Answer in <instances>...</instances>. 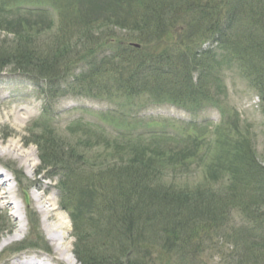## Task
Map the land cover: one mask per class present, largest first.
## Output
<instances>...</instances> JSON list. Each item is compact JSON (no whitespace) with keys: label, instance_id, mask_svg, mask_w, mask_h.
Wrapping results in <instances>:
<instances>
[{"label":"trees","instance_id":"trees-1","mask_svg":"<svg viewBox=\"0 0 264 264\" xmlns=\"http://www.w3.org/2000/svg\"><path fill=\"white\" fill-rule=\"evenodd\" d=\"M78 1L83 3L86 0ZM109 1L115 3L114 12L121 13L119 16L112 15L115 25L127 28L130 39L135 38L142 43V47L131 44L120 48V42H123L120 41V47L110 48L113 52L110 56L104 55L103 49L93 53L95 41L90 33L82 44L85 48L92 44L87 55L89 57L90 54V59L85 57L82 61L81 69L85 71L81 70L69 79L64 88L65 75L71 70L72 62L67 55L71 53L70 46L58 38L56 47L46 45L35 48L37 37L31 34L34 24L25 27L33 12L38 15L46 13L50 17L55 7L33 6L30 9L18 6L14 10L19 12L21 19L15 20L7 17L14 5L4 8L5 0H0V29L14 32L17 40L13 47L5 44L0 47V71L15 64L16 70L42 83L41 92L52 98L65 90L80 94L96 88L107 93L115 89L122 90L121 94L126 98L144 93L157 99L166 96L180 107L194 110L206 108L209 104L218 106L219 101L209 93V83L220 80L219 67L230 65L240 69L264 104V0ZM107 2L87 0L86 3L109 6ZM24 8L30 11L22 14ZM41 20L46 22V28L54 25L51 17L50 20ZM77 31L74 28V32ZM174 38L177 40L174 41ZM198 40H210L215 46L196 51L194 46ZM114 58L119 63L111 65ZM112 81H115L116 87L111 85ZM46 109L45 119L48 117ZM205 122L206 126L213 124L211 120ZM135 125L129 131H116L114 128L111 131L117 134V138L134 137L135 131L132 130ZM188 125L194 130L200 127H192L199 125L197 123ZM91 126L94 127L93 122ZM106 129L110 131L108 127ZM105 130V135L109 134ZM48 133L45 129L36 142L42 151L41 167L43 171L49 170L52 175L60 177V198L63 208L69 209L65 200H73L70 196L75 188L71 179L75 167H71L68 160H59L55 152L60 146L53 138L47 137ZM238 136H241L238 140L227 139L221 143L225 150L218 155L219 160L208 172L206 182L191 190L176 186L164 188L155 186L153 182L142 185L140 180H145V177L141 175L148 176L150 166L153 174L157 167L152 159L140 156L130 158L127 167L117 169V172L111 167L110 176L101 172L100 177L103 182L106 181L108 188L118 189L119 199L115 195L102 201L104 199L99 196L105 197L102 188L106 186L96 187L87 180V185L80 191L97 203L98 210L90 214L98 212V219L91 238L79 228L78 215L70 210L74 219L77 259L82 264H178V260L180 264H195L204 254V244L208 242L215 245L211 249L230 245V253L237 264H262L264 156L262 160L258 157L251 136L245 133ZM117 138L107 141L110 144L114 141L120 146ZM170 139L174 144L181 145L183 153L189 154L194 150V142L198 144L201 141V138L192 136L184 139L181 135ZM185 142H189V147H185ZM212 144L210 142L207 148ZM137 161L144 166L136 168ZM121 172L125 173L126 179ZM136 175L137 178H134ZM102 207H105L106 213H100ZM237 217L243 222L239 226L236 225ZM147 236L153 240L150 242ZM159 239L163 243L162 250L155 247ZM23 248L26 247L17 250ZM173 254L176 262H166Z\"/></svg>","mask_w":264,"mask_h":264},{"label":"rangeland","instance_id":"rangeland-1","mask_svg":"<svg viewBox=\"0 0 264 264\" xmlns=\"http://www.w3.org/2000/svg\"><path fill=\"white\" fill-rule=\"evenodd\" d=\"M86 2L87 0L83 3L78 0H5L3 5L4 8L14 5L7 17H13L15 20L21 19L18 17L19 12L14 10L18 6H27L30 9L33 6L55 7L50 15L54 22L51 28H46V22L41 20L42 18L50 20L48 14L38 15L36 12L30 15L33 17L25 23V27L34 24L31 34L37 37L35 48H43L46 45L56 47V44L59 43L58 38L70 46L71 53L67 55H70L68 59L72 63L70 64L71 70L65 75L64 88L67 87L69 79L82 70V61L88 57L92 46L90 44L85 48L82 44L86 42L90 33L95 41L92 46L93 53H98L100 49H103V54L107 56L113 53L110 48L116 49L120 46L122 48L133 43L142 44L135 38L131 37L130 39L127 28L115 25L116 21L112 15L119 16L121 13L114 12L116 10L114 2L108 0L109 6L106 4L96 6L97 4L92 5ZM30 9L25 10L24 8L22 14L29 12ZM67 22L69 23L66 24ZM74 28L79 31L74 32ZM58 32L60 33L58 34ZM176 40L174 38V41ZM119 42L122 45L119 46ZM16 43L14 32L0 29V47H3L4 44L13 47ZM213 46L215 45L210 40H198L194 50L198 51L200 48L206 49ZM79 51L80 53H78ZM90 57L89 54L88 58L90 59ZM117 63L119 60L114 58L111 65ZM16 69L15 64H11L0 71V137L3 139L2 147L4 148L10 140H20L24 150L34 149L35 155L32 161L34 169L28 167L29 163L22 164L21 159L14 155L0 154V171L6 178H11L10 183L16 190L17 203L21 205L19 211L14 208L9 211L4 209L0 202V240L13 234L15 229L22 225L23 216L27 224L24 233L16 235L12 242L1 248L0 264H18L17 260L23 258L29 261L28 264H39L37 261L44 264H69L55 251L54 242L48 236V231L42 220L43 214L39 210L33 194L43 192V199H52L54 206L57 207V210L53 211L49 218L50 224L58 222L59 214L69 219L70 232L63 240V245L72 243L71 251L77 259L75 254L77 240L71 211L78 215L79 228L91 235V238L95 234L96 227L94 225L98 219V212L97 216L93 213L90 214V212L98 210L97 203L91 201L87 193L81 194L80 190L84 189L88 180L94 186H106L102 188L105 197L99 196L104 199L102 201L112 199L115 195L118 199L121 196L117 192L118 189L108 188L106 181L103 182L104 180L100 177L102 176L101 172L103 175L110 176L111 167L117 172V169L127 167L130 158L140 156L152 159L153 165L157 167V171L153 174H151L152 167H148L149 177L145 174L141 175L143 178L145 177V180H140L142 185L153 182L155 186L161 185L164 188L176 186L191 190L206 182L208 172L214 162L219 160L218 155L225 150L221 143H225L227 139L229 141L231 139L238 140L241 138L238 134L242 133L251 136L258 157L263 159L264 104L260 101L258 91L235 66L219 67L220 80L213 84L209 83L211 87L209 93L219 101L218 106L209 104L206 108L194 110L179 107L180 105L167 99L166 96H160L157 99L152 94L144 93L142 96L126 98L121 94L122 90L119 92L115 89H112L111 93H107L96 88V90L80 94L65 90L52 98L49 94L41 92L42 83L24 76ZM109 77L111 78V76ZM114 82L112 81L111 85L116 87ZM45 107H47L46 113L48 114L46 119L44 118ZM22 108L29 110L31 116H28L26 121L19 125L12 113L19 109L22 110ZM209 120L213 124L206 126L205 121ZM45 122L48 124L47 126ZM92 122L94 127L91 126ZM135 123V128L132 130L135 131L134 137L118 136L117 138V134L111 131L112 128L116 131H129ZM188 123H197L199 125H192V127H200L194 130L189 127ZM96 124L102 128H98L99 126H95ZM107 127L110 131L106 129ZM45 129L46 132L47 130L49 132L47 137L53 138L54 142L60 146V149L55 152L59 160L65 159V162L68 160L71 163L70 166L75 167L71 179L75 188L71 191L74 197L71 194L70 198L73 200H65L69 209L63 208L60 198L58 188L60 177L52 175L49 170L43 171V167H41L40 154L42 151L36 142L39 141ZM104 130L109 134L105 135ZM180 135L184 139L189 136L201 138L198 144L190 141L195 144L191 154L183 153L181 145L174 144L170 139ZM114 138L119 139L117 142L121 144L120 146L114 141H111V144L108 143V139ZM210 142L213 144L207 148ZM185 143H187L185 147H189V142ZM178 152L179 154H177ZM136 163V168L144 166L140 161ZM94 173L99 176H95ZM121 173L125 178V173ZM133 177L137 178V175ZM25 190L28 192L29 204L25 200ZM99 211L106 213L105 207ZM236 222L237 226L243 223L242 219L238 217ZM147 237L150 242L153 240L152 237ZM160 240L157 241L158 244H155V247L162 250L163 243ZM204 245V254L195 264H237L234 262L232 252L230 253V245L224 244L221 248L215 249H211L215 246L213 243L207 242ZM22 247L27 248L17 251ZM169 260L176 262L174 254L171 259L167 258L166 262ZM79 264L82 262L79 261ZM178 264H180L179 260Z\"/></svg>","mask_w":264,"mask_h":264},{"label":"bare ground","instance_id":"bare-ground-1","mask_svg":"<svg viewBox=\"0 0 264 264\" xmlns=\"http://www.w3.org/2000/svg\"><path fill=\"white\" fill-rule=\"evenodd\" d=\"M12 115L15 117L16 123L18 122L19 125L23 124L28 116H31L29 110H25L22 108L13 112ZM4 124V123H3ZM5 126V124H4ZM3 139L0 137V154L2 155H14L18 159L20 158L22 161V164H28V167L31 169H34V163L32 162L34 160L35 151L34 149L24 150L23 145L21 144L20 140H10L8 142L6 148L2 147ZM0 202L3 204L4 209L11 210L12 208L19 211L21 209V205L17 203L16 200V190L14 186L10 183L11 178H6L4 176V173L0 171ZM33 198L37 202V206L39 210L43 214L42 220L44 221V224L46 226V230L48 231V236L51 241L54 242L55 251L59 254V257L63 258L65 262H68L69 264H79V261L76 259V257L73 255L72 249V243H69L68 245L64 246V239L67 237L68 233L70 232V223L68 222L69 219L63 217L61 214H59L58 222L54 224H50L49 218L51 217V214L53 211L57 210L54 206L52 199H43L44 194H33ZM15 215V213H14ZM21 216V215H20ZM19 217V216H18ZM17 218V215H16ZM22 221V225L18 226L14 233L10 236L3 237L0 240V250L1 248L8 245L12 240L16 237V235L22 234L25 232L27 228V224L24 221V216ZM17 260V259H16ZM18 264H28L29 261L25 258L18 259ZM37 263H41L37 261ZM44 264V263H41Z\"/></svg>","mask_w":264,"mask_h":264},{"label":"water","instance_id":"water-1","mask_svg":"<svg viewBox=\"0 0 264 264\" xmlns=\"http://www.w3.org/2000/svg\"><path fill=\"white\" fill-rule=\"evenodd\" d=\"M26 200H27V202L29 203V197H28V194H27V192H26Z\"/></svg>","mask_w":264,"mask_h":264}]
</instances>
